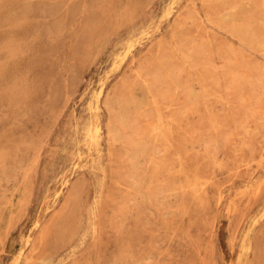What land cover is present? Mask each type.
<instances>
[{
  "label": "rangeland",
  "instance_id": "1",
  "mask_svg": "<svg viewBox=\"0 0 264 264\" xmlns=\"http://www.w3.org/2000/svg\"><path fill=\"white\" fill-rule=\"evenodd\" d=\"M0 264H264V0H0Z\"/></svg>",
  "mask_w": 264,
  "mask_h": 264
}]
</instances>
